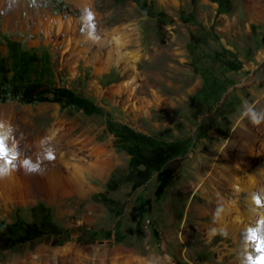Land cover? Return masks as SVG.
<instances>
[{"label": "rangeland", "instance_id": "374dc122", "mask_svg": "<svg viewBox=\"0 0 264 264\" xmlns=\"http://www.w3.org/2000/svg\"><path fill=\"white\" fill-rule=\"evenodd\" d=\"M86 10L103 37L99 44L86 39ZM54 16L70 17L72 26L46 38L42 27ZM113 28L121 53L140 50L133 68L110 64L100 69L109 53L114 54L115 42L105 34ZM9 40L20 44V49L13 47L14 54L24 50L26 57L33 54L36 59L30 78L71 88L103 113L85 114L56 102L0 103L6 116L0 117V131L14 139H19L15 133L21 129L20 116L28 112L27 121L35 128L43 130L56 120L66 139L86 142L78 144L82 149H74L75 155L65 152L64 141L59 144L65 153L55 156L50 168L63 179L48 195L27 193L25 178L15 169L20 161H9L13 184L9 189L0 184V219L36 220L29 207L42 204L57 229L0 250V264L129 263L133 256L155 264H252L258 254L254 245L248 246V256L243 247L248 226H257L256 235L264 239V204H249V191H235L232 183L250 179L252 190L264 199V163L251 165L252 159L237 150L251 131V120L243 113L248 106L257 109L264 96V57L257 58L264 52V0H222L221 6L213 0H87L85 6L72 0H0V56L9 53ZM132 72L138 87L132 93L118 89ZM130 98L138 105L141 99L150 104L145 110L135 108L128 104ZM39 105L44 109L36 113ZM105 115L185 144V154L167 163L174 177L159 198L153 194L154 172L145 184L131 189L129 156L113 146ZM259 129L253 125V132ZM90 146L101 151L98 157L89 155ZM89 161H106L107 167L98 178L84 174L82 187L74 188L65 178L72 164ZM111 175L114 188L108 189ZM221 212L237 219L220 228ZM259 212L262 223L256 225L251 218ZM64 243H71L72 253L56 255L54 249Z\"/></svg>", "mask_w": 264, "mask_h": 264}, {"label": "bare ground", "instance_id": "6f19581e", "mask_svg": "<svg viewBox=\"0 0 264 264\" xmlns=\"http://www.w3.org/2000/svg\"><path fill=\"white\" fill-rule=\"evenodd\" d=\"M75 4H81L82 6H85L87 3V0H72ZM86 20H87V31H86V39L89 43H97L103 41V37L99 35V32L97 31L95 27V21L93 14L86 10ZM72 26V20L70 17L67 18H60L58 16L50 17L46 24L42 27V32L46 38H49L52 34H59L64 28L71 27ZM127 31L132 33L133 35H136L137 32L134 29L133 26H127ZM118 32L117 29H111L106 31L105 34L108 36H111V39L115 42V50L114 54H110L107 56L109 59L106 60V62L101 65L100 69L107 70L109 68L110 64L119 65L122 64V67L124 69L127 68H133L134 62H136L141 53L140 50H135L133 52L129 53H121L119 51V44L116 43V40L118 39V36L115 34ZM71 43V40L68 38L65 40V45L68 46ZM264 57V52L260 51L257 54V58ZM135 72V71H134ZM132 72L129 73L126 77L122 79L121 82H119L116 87L118 89H123L126 92L132 93L137 87V77L136 74ZM153 97H156V94L154 92ZM134 99V98H133ZM132 98H130L129 105L134 106L135 108H141L142 110H145V108L150 104L149 100L141 99L139 100V105L136 104V99L133 101ZM126 107V106H125ZM260 113H264V96L261 97L259 100V105L256 106ZM5 109V108H4ZM36 113L42 111L44 109V106L39 105L36 108ZM257 112V111H256ZM7 114V113H6ZM28 112H23V114L20 116V126L21 129H19L18 132H16V135H19V139H14V137L10 136L4 130L3 132L0 131V137H2L5 141V145L8 146V152L7 156L0 158V169H3L2 172H0V178L2 179L3 188L2 189H9V186L13 184V182L10 181L8 176L11 175L12 172V166L9 163V161H15L18 160L20 163L16 166V170L20 175H22L25 179L23 182V188L26 190L27 193H45L50 194L51 191H53L54 184L60 182L63 177L61 174H59L56 170H52L50 168V163L55 156L60 157L65 152H73L74 149H82L81 147L86 144L84 139L82 138H73V139H66L65 137V128L60 126L58 124V121H53L49 124L48 127L45 129H38L33 126V122L29 123L27 121V118L30 116ZM51 117H55V112L50 114ZM0 117H6L5 113L0 110ZM13 118V116H8V118ZM253 123L250 122L249 129L251 131H247L245 135V142L240 144L238 147L240 149H237L241 151L243 155H247L252 159L250 161V164L252 165L253 162H262L264 163V120L261 121L258 126L260 127L259 130H256L253 132ZM20 128V127H19ZM24 134V136H22ZM65 143L67 151L60 152L59 151V144L61 142ZM78 144H81L82 146H78ZM244 144V146H243ZM52 145V147H51ZM15 146H18V150L16 151ZM56 147V148H55ZM256 149V151H253V149ZM89 155H95L99 156L101 151L98 149V147L90 146L88 147ZM238 151V152H239ZM60 152V153H59ZM72 155H75L72 153ZM109 162V160H107ZM107 162L103 161L102 164H98L97 161L93 162H87L86 165L74 163L72 164V168L70 171V174L65 177L68 182L73 185L74 188H81L83 184L84 174L86 175H94L95 177H101L104 173V170L107 167ZM241 171V170H240ZM238 172V171H237ZM239 173V172H238ZM241 177V176H239ZM238 179V178H237ZM242 179V178H240ZM17 186V185H16ZM254 183L252 180L248 179L247 183L244 184L243 182L234 181L232 183V187L235 191H240L243 189H247L249 191V197L247 198V201L249 204H252L255 206H262L264 204V199L259 194H256L253 189ZM18 187V186H17ZM1 189V186H0ZM23 190V189H22ZM21 192V191H20ZM23 192V191H22ZM0 197H2L1 190H0ZM231 204H228L230 207ZM227 206V207H228ZM228 210V209H227ZM252 213V211H251ZM237 219L234 217H227V214L220 213L217 217V225L218 227H226L229 223L232 224V221H235ZM253 220L254 224L260 225L262 223V215L258 214L257 218H251ZM252 222V221H251ZM252 222V223H253ZM255 225V226H256ZM257 227V226H256ZM252 229L248 226L247 233L248 238L247 241L244 244L243 250L245 252V255L248 256L247 248L251 244H253L255 250L257 251V257L254 261H252V264H264V239L256 235L257 228ZM54 252L59 254L61 257H66L70 253H72V245L71 243H64L62 245L57 246V248L54 249ZM168 256H166V260H168ZM109 264H155L154 262L140 257V256H133L132 260L127 263H121L117 262L116 260H112Z\"/></svg>", "mask_w": 264, "mask_h": 264}, {"label": "trees", "instance_id": "16d2710c", "mask_svg": "<svg viewBox=\"0 0 264 264\" xmlns=\"http://www.w3.org/2000/svg\"><path fill=\"white\" fill-rule=\"evenodd\" d=\"M213 1L217 2L218 6L222 5V0ZM9 43L11 44L8 46L9 53L0 56V103L8 100L32 105L56 102L61 107L69 105L78 107L85 114L103 113L90 98L71 88L57 86L40 78H30L29 68L34 65L36 59L33 54L26 57L24 50L14 54L13 47L20 49V44L12 40H9ZM105 124L107 131L112 134L113 146L122 149L129 156L127 178L131 181V189L145 184L154 172L156 185L153 194L155 198H159L174 177V168L167 163L185 154V144L180 140L165 141L153 134L137 131L126 123L113 120L108 115H105ZM113 183L114 175H111L106 187L113 189ZM145 206L147 207L148 204ZM29 210L37 216L36 220L28 221L16 217L7 222L0 219V250L13 248L48 232H55L57 225L51 220L47 207L36 204L30 206Z\"/></svg>", "mask_w": 264, "mask_h": 264}, {"label": "clouds", "instance_id": "9594fccd", "mask_svg": "<svg viewBox=\"0 0 264 264\" xmlns=\"http://www.w3.org/2000/svg\"><path fill=\"white\" fill-rule=\"evenodd\" d=\"M243 115L248 116L254 125H258L264 120V113H257L251 106L245 109Z\"/></svg>", "mask_w": 264, "mask_h": 264}, {"label": "snow or ice", "instance_id": "6c2138e0", "mask_svg": "<svg viewBox=\"0 0 264 264\" xmlns=\"http://www.w3.org/2000/svg\"><path fill=\"white\" fill-rule=\"evenodd\" d=\"M0 156H7V147L5 145V141L2 137H0ZM3 169H0V172H2Z\"/></svg>", "mask_w": 264, "mask_h": 264}]
</instances>
